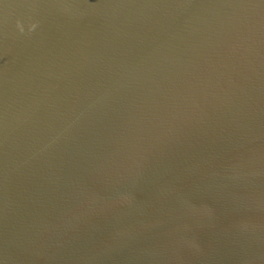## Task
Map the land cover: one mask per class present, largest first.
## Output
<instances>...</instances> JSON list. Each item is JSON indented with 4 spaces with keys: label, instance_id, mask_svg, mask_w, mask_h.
<instances>
[{
    "label": "water",
    "instance_id": "95a60500",
    "mask_svg": "<svg viewBox=\"0 0 264 264\" xmlns=\"http://www.w3.org/2000/svg\"><path fill=\"white\" fill-rule=\"evenodd\" d=\"M0 264H264V0H0Z\"/></svg>",
    "mask_w": 264,
    "mask_h": 264
}]
</instances>
